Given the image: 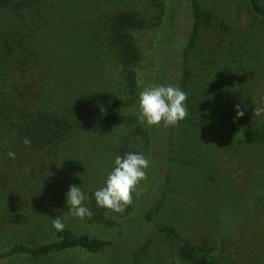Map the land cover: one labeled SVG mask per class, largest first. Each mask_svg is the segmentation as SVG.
I'll list each match as a JSON object with an SVG mask.
<instances>
[{
  "label": "trees",
  "instance_id": "trees-1",
  "mask_svg": "<svg viewBox=\"0 0 264 264\" xmlns=\"http://www.w3.org/2000/svg\"><path fill=\"white\" fill-rule=\"evenodd\" d=\"M76 1H81V8L87 12V24L91 23L96 38L75 52L77 63L72 68L60 66L59 73L52 72V75L59 76L58 87H77L75 104L82 102L86 108H95L94 111H80L69 105L54 106L44 89L51 77V71L46 72L42 67V50L39 49L48 37L49 25L44 15L50 17L53 16L51 11L69 8L71 0H0V10H9L24 19L22 31L27 30V36L16 42L19 54L10 48L14 56L0 57V262L9 264L19 257L40 259L82 250L98 257L96 264H126L136 244L145 239L151 227H156L175 245L181 258L192 264H219L215 254L180 239L172 226H157L154 197L152 200L148 197L150 191L146 187L149 182L140 183L137 193L133 194V203L123 213L98 207L94 197V192L105 186L117 155L143 153L151 162L158 160L156 166L149 167L156 169L154 175H158L164 162L169 160L171 136L165 135L162 125L152 130L140 122L138 97L149 84L151 73L164 70L161 63L157 69L151 66L153 62L156 64V59H161L156 53L162 48L161 43L158 48L155 44L151 48L146 41L148 37L157 38L163 30H170L165 21H159L169 15V3L176 7V0H159L156 4L154 0ZM248 1L257 16L264 20L262 2ZM187 2L194 31L202 26H216L212 14L204 11L196 0ZM219 27L224 32L229 30L225 23ZM161 76L158 75L159 85ZM173 84L177 87L178 82ZM84 91L88 95L84 96ZM80 94L81 101L77 99ZM235 106L231 104L223 111L207 115L190 113L189 116L205 123L218 121L234 133L238 141L245 138L264 147V126L240 121ZM114 132L116 144L114 148L107 147L102 156L101 175L94 179L89 177L93 183L91 192L84 191L87 199L83 205L91 210L90 218L80 219L69 214V219L63 221V231L54 228L56 231L43 239L7 238V226L17 229L18 234L23 232V226H40L50 217L49 210L54 206L52 196L59 189L58 185L67 184L69 178L81 180L74 170V158L68 159V154L85 133L98 138ZM25 138L30 140V147L23 143ZM9 151L15 153V159L7 157ZM67 160L68 178H64ZM151 172L148 171V179ZM59 201L62 198L59 197ZM68 211L60 214L66 215ZM90 225L117 227L121 234L101 236L96 234L100 228L93 229Z\"/></svg>",
  "mask_w": 264,
  "mask_h": 264
},
{
  "label": "rangeland",
  "instance_id": "rangeland-1",
  "mask_svg": "<svg viewBox=\"0 0 264 264\" xmlns=\"http://www.w3.org/2000/svg\"><path fill=\"white\" fill-rule=\"evenodd\" d=\"M158 1L154 0V4ZM260 1L264 5V0ZM176 2L175 8L169 3V15L159 21H165L170 30H163L157 38L148 37L146 41L151 48L154 44L158 48L161 43L162 48L159 47L156 53L157 58L163 59H156V64L153 62L151 66L157 69L161 63L164 67V70L151 73L147 87L159 85L160 74L161 85L173 86L178 82L177 87L188 96L185 102L188 116L178 127L165 129V135L171 136L169 160L164 162L157 176L154 175L156 169L148 168L147 174L152 171L151 176L141 181V185L149 182L146 187L150 191L148 197L151 200L154 197L157 226H172L180 239L215 254L219 264H264V147L245 138L238 141L237 136L218 121L205 123L189 116L190 113L207 115L239 104L245 112L238 118L240 121L264 126V114L253 115L255 107H264V20L253 11L248 0H196L204 11L212 14L216 26H202L194 31L187 0ZM81 5V1L71 0L69 8L51 11L53 16L50 17L44 15L49 25L48 37L39 49L42 50L43 69L51 71L44 89L52 104L94 111L95 108H86L82 102L75 104L77 87H58L59 76L52 75V72L59 73L60 66L72 68L77 63L75 52L96 38L91 23L87 24L88 14ZM103 5L100 6L103 8ZM23 23L24 19L9 10H0V57L14 56L12 52L19 54L16 42L27 36V30L22 31ZM221 23L229 30L221 31ZM158 29L161 30V26ZM10 48H13L12 52ZM93 90L98 91V88ZM84 92V96L88 95ZM151 128L153 130L154 126ZM115 134L95 138L85 133L68 154V159L74 158V170L81 180L69 178L67 184L58 185L59 189L52 196L53 209L48 213L51 218H46L40 226H23L21 234L7 226V238L43 239L56 231L53 218L69 219V211L66 215L60 214L68 210L66 193L69 186L77 185L83 192H91L93 183L89 177L94 179L101 175L102 156L107 147H115ZM169 140L166 139L168 146ZM157 161L151 165L156 166ZM68 171L67 160L64 178H68ZM90 227L100 228L96 234L101 236L121 234L117 227ZM135 248L126 264H192L178 255L175 245L156 227H151L149 234ZM98 259L77 250L40 259L19 257L9 264H96Z\"/></svg>",
  "mask_w": 264,
  "mask_h": 264
},
{
  "label": "clouds",
  "instance_id": "clouds-1",
  "mask_svg": "<svg viewBox=\"0 0 264 264\" xmlns=\"http://www.w3.org/2000/svg\"><path fill=\"white\" fill-rule=\"evenodd\" d=\"M187 98L185 91L171 84L167 86L153 84L143 88L138 97L140 122L150 127L162 125L165 129L178 127L179 122L188 116L185 103ZM235 108L237 118H242L245 115L244 110L239 104ZM262 114H264V107H255L253 115ZM23 143L30 147L28 138H25ZM6 155L8 158L15 159V153L12 151ZM150 166L151 161L143 153L129 152L124 156H115L114 166L107 176L105 186L94 192L97 206L123 213L133 203V194L137 193L141 181L147 179L146 170ZM86 199L87 196L80 186H69L66 202L72 216L80 219L91 217V210L83 205ZM52 225L57 231H63L65 228L60 216L53 218Z\"/></svg>",
  "mask_w": 264,
  "mask_h": 264
}]
</instances>
